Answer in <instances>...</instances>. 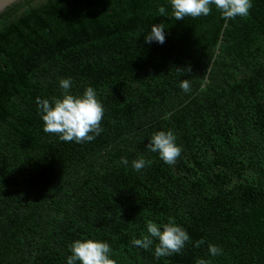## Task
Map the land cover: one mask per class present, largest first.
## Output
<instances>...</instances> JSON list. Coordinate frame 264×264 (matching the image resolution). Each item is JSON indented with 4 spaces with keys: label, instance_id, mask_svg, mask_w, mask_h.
Here are the masks:
<instances>
[{
    "label": "trees",
    "instance_id": "1",
    "mask_svg": "<svg viewBox=\"0 0 264 264\" xmlns=\"http://www.w3.org/2000/svg\"><path fill=\"white\" fill-rule=\"evenodd\" d=\"M251 3L225 21L214 5L176 20L170 0H63L0 32V264H66L78 239L107 242L116 264H264V0ZM158 24L164 43H146ZM62 78L104 106L90 142L43 131L37 98L61 97ZM157 131L176 136L174 165L147 150ZM169 217L190 237L180 253L132 244Z\"/></svg>",
    "mask_w": 264,
    "mask_h": 264
},
{
    "label": "clouds",
    "instance_id": "2",
    "mask_svg": "<svg viewBox=\"0 0 264 264\" xmlns=\"http://www.w3.org/2000/svg\"><path fill=\"white\" fill-rule=\"evenodd\" d=\"M221 13L225 21L236 17H245L252 7L251 0H170L172 16L176 20H183L186 16L197 18L208 16L212 6ZM166 9L158 8L160 15H165ZM146 43L155 41L163 44L165 41L164 26L153 25L151 32L144 37ZM177 72H181L177 70ZM59 86L63 90L61 97H52L51 100L37 98L43 131L56 134L64 142H90L103 130L100 127L104 117V106L97 99L92 87L85 88L81 95L70 94L72 81L70 78L59 80ZM180 88L185 92L191 91L190 80H181ZM167 118V117H166ZM176 136L172 131L154 132L147 144L148 151L158 153L159 158L167 165H174L180 157L182 148L176 144ZM121 163L127 164L126 158H121ZM152 161H146L143 157L132 161V167L140 171ZM147 235L141 239H133L132 244L147 250L153 244V238L158 243L155 247V257H166L174 253H180L190 241L187 231L176 224L171 217L166 223L158 225L149 220L146 222ZM204 241H197L199 247ZM71 255L67 257L66 264H116L110 258L112 249L107 242L93 239L75 240L70 245ZM208 252L212 256L222 254V249L209 244ZM196 264H210L204 259H197Z\"/></svg>",
    "mask_w": 264,
    "mask_h": 264
},
{
    "label": "water",
    "instance_id": "3",
    "mask_svg": "<svg viewBox=\"0 0 264 264\" xmlns=\"http://www.w3.org/2000/svg\"><path fill=\"white\" fill-rule=\"evenodd\" d=\"M63 0H0V32L8 25Z\"/></svg>",
    "mask_w": 264,
    "mask_h": 264
}]
</instances>
